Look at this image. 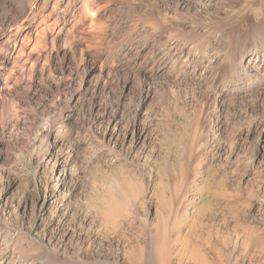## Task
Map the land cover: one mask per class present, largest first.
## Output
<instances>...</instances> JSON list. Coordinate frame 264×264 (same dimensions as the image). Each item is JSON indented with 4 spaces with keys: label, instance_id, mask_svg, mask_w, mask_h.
I'll return each mask as SVG.
<instances>
[{
    "label": "rangeland",
    "instance_id": "obj_1",
    "mask_svg": "<svg viewBox=\"0 0 264 264\" xmlns=\"http://www.w3.org/2000/svg\"><path fill=\"white\" fill-rule=\"evenodd\" d=\"M102 1L101 38L78 47L99 49L112 71L142 68L159 79L125 86L111 75L95 94L75 95L69 109L79 78L59 85V72L8 96L19 114L0 115V248L132 255L149 251L147 229L157 227L176 262L204 264L207 256L226 264L232 255L264 264V49L253 37L260 21L244 0H189L188 12L213 16L203 25L178 20L174 0H162L163 14L153 0ZM233 32L251 47L237 64L244 44L224 40ZM185 42L171 70V52ZM190 46L196 56L184 65ZM257 55L258 67L249 68Z\"/></svg>",
    "mask_w": 264,
    "mask_h": 264
},
{
    "label": "bare ground",
    "instance_id": "obj_2",
    "mask_svg": "<svg viewBox=\"0 0 264 264\" xmlns=\"http://www.w3.org/2000/svg\"><path fill=\"white\" fill-rule=\"evenodd\" d=\"M153 1L154 10H157L160 14L167 12L161 5L163 3L162 0ZM174 1L176 10L173 13L178 20H184V22L188 21L193 25H203L213 17L211 13H206L200 8L188 12V10H186V3H189L191 0ZM201 1H208V3H210L209 5H214L215 7H225L233 0ZM244 1L246 5H249L248 11L252 14L253 19L260 21V23L254 25L253 32L255 35L253 34V37L258 39L260 46L264 49V0ZM103 4H105V2L102 0H0V115L5 111L7 114L11 112L14 116H18L19 108L9 103L7 100L8 96L17 93L18 88L25 84H32L31 82H34L38 76L43 78L47 76L51 78L54 76L55 72H59V85H65V83L71 85L76 78H79L78 86L74 89V93L66 97V109L71 107V102H73L75 95L80 92H85L87 95L91 90L92 93L95 94L96 87L99 83L104 79L107 80L108 78H112L111 75L113 78H117L118 80L121 79L125 83V86L133 81L132 78L143 81V84L159 79L155 78L157 76L154 77L152 73H145L142 68L137 71L126 69L127 71L125 70L123 73L119 70H114L116 71L114 72L112 71L113 69L108 66L110 61L108 58L100 59L99 56L95 54L99 49H97L95 53H87L85 50L78 47V42L86 41L88 37L91 39L97 38V40L101 38L103 28L105 27V19L101 14L105 7ZM107 5L108 3H106V6ZM233 33L232 38L230 36L231 34L228 33L224 40L225 43L228 44L230 39L232 41L237 39L240 43L244 44L240 57H235L234 63L237 64L239 59H244L245 56L248 55V51L251 47H246L247 43L245 40L236 37V32ZM157 45H160V42L157 43ZM255 45L257 44L255 43ZM165 46L163 45V47ZM187 46L188 44L185 42L179 49L177 48L176 51L171 52L170 58L174 56V59H171L172 62L167 60L169 61L171 70L173 69L172 67L178 63L181 54L184 53ZM190 47V50L183 57V63L181 62L184 65L191 63L192 58H190V54L196 56L192 46ZM90 48L92 49L91 45ZM87 49L90 50L89 47ZM161 49L162 47L159 50L152 49V51L160 55L159 52H162ZM178 51H180V53ZM174 52L175 54H173ZM220 53L219 48L209 52V65L212 64V61L216 57H220ZM167 54L168 53H166V55ZM69 57H71L74 62L69 61ZM133 57L135 56L132 55V59ZM60 58L63 62L58 64L56 60ZM251 58H253L254 61L249 62L250 65L248 66L249 68L250 66L254 68L257 65H253V63H257L259 56L257 55ZM156 60L157 59H155V61ZM201 60L206 62L203 57ZM58 61L60 62V60ZM162 68L161 66L156 67L157 71L163 70ZM167 70L169 71V69ZM164 73L165 72H163V74ZM166 79L170 80L168 78ZM85 83H88V85ZM168 84H170V82H168ZM206 85L208 86V84ZM79 97H81V95ZM2 108H4V110ZM62 116L63 115H59L61 118ZM146 217L142 218L144 227L148 225V219ZM156 229H147L150 240H152V246L148 252L136 249L132 255H95L94 257L91 255L90 258V256L88 257L77 251L75 255H61L58 251H51L45 248L43 253L26 256L22 255V252V254L12 252L8 249V246H3L0 248V264H183L181 258V262H176V256L172 255L173 253L170 252L167 242H160ZM11 240H9L8 243H10ZM2 243L3 240L0 239V244ZM9 252H12V255L9 256ZM209 258L203 256L204 264H223L222 261H220L221 259L212 261ZM196 260L198 259H195V262ZM232 260L233 256L229 255L226 264H245L243 261L237 260L232 262ZM199 261H201V259ZM192 264H194V262Z\"/></svg>",
    "mask_w": 264,
    "mask_h": 264
}]
</instances>
